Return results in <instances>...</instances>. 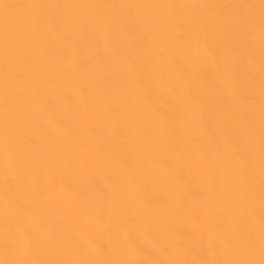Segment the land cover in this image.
Segmentation results:
<instances>
[{
	"label": "bare ground",
	"instance_id": "1",
	"mask_svg": "<svg viewBox=\"0 0 264 264\" xmlns=\"http://www.w3.org/2000/svg\"><path fill=\"white\" fill-rule=\"evenodd\" d=\"M0 264H264V0H0Z\"/></svg>",
	"mask_w": 264,
	"mask_h": 264
}]
</instances>
